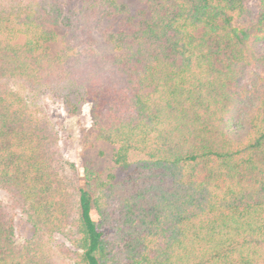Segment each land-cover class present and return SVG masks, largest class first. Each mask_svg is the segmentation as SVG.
<instances>
[{"label":"trees","instance_id":"1","mask_svg":"<svg viewBox=\"0 0 264 264\" xmlns=\"http://www.w3.org/2000/svg\"><path fill=\"white\" fill-rule=\"evenodd\" d=\"M140 1L0 0V187L35 228L17 245L0 200V264H59L57 233L73 264H264V74L241 81L264 70V0L258 13L250 0ZM95 27L112 53L90 44ZM14 83L73 114L92 102L124 177L64 174L58 130Z\"/></svg>","mask_w":264,"mask_h":264},{"label":"rangeland","instance_id":"2","mask_svg":"<svg viewBox=\"0 0 264 264\" xmlns=\"http://www.w3.org/2000/svg\"><path fill=\"white\" fill-rule=\"evenodd\" d=\"M75 6H80L81 0H72ZM120 4L125 5L132 13L139 9L146 8V5L140 0H118ZM249 6L253 11H259L260 0H250ZM88 15L89 23H93L95 14ZM104 25L115 23L109 19L104 20ZM65 28L62 26L57 29L58 36L50 42V53L55 55L63 49L62 35ZM90 44L98 54L106 55L114 51L113 44L108 41L100 28L95 27L92 31ZM250 71H259L264 74V70L253 68L246 72L242 82H250ZM13 89L38 107L39 112L45 115L58 130L60 149L63 157L64 174L77 176L82 179L85 176V166L90 165L96 172H99L103 178L112 173L117 179H122L124 173L115 165L113 153L115 145L99 139L94 127L93 103L87 102L81 112L73 114L68 112L63 101L52 94L47 89H35L29 86L14 83ZM0 200L11 211L15 218L16 233L15 242L17 245L25 244L35 234V228L28 220L27 213L11 193L0 187ZM55 256L59 264H73L72 256L65 248H71V243L62 233L55 234L50 240Z\"/></svg>","mask_w":264,"mask_h":264}]
</instances>
